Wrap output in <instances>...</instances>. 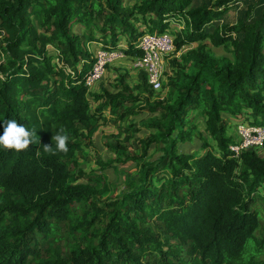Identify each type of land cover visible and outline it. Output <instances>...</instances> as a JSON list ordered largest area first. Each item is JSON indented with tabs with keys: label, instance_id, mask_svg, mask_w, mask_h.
I'll list each match as a JSON object with an SVG mask.
<instances>
[{
	"label": "trees",
	"instance_id": "1",
	"mask_svg": "<svg viewBox=\"0 0 264 264\" xmlns=\"http://www.w3.org/2000/svg\"><path fill=\"white\" fill-rule=\"evenodd\" d=\"M235 1L0 0V122L14 119L38 139L24 150L0 149V264H264L263 219L252 209L264 203V156H236L225 117L264 124V11L251 17L250 7L237 23L210 29ZM172 20L183 25L176 51L198 45L174 59L164 99L145 95L143 70L133 87L89 91L85 77L97 58L88 43L114 49L126 38L123 53L142 57L139 39L166 32ZM92 97L104 98L98 109ZM106 107L115 121L156 112L145 124L157 132L138 139L140 156L108 141L116 157L98 159L101 170L147 158L153 144H163V155L137 163V173L123 170L121 194L100 204L98 194L113 184L106 173L95 177L101 189L78 182L77 156L93 144ZM198 117L200 135L216 149L205 142V153L182 152ZM59 129L68 151L45 152Z\"/></svg>",
	"mask_w": 264,
	"mask_h": 264
},
{
	"label": "rangeland",
	"instance_id": "2",
	"mask_svg": "<svg viewBox=\"0 0 264 264\" xmlns=\"http://www.w3.org/2000/svg\"><path fill=\"white\" fill-rule=\"evenodd\" d=\"M132 4L134 3V0H129ZM216 0H193L194 6H200L203 3H214ZM252 7L251 11V17L258 16L261 17L263 11H264V0H237L234 3L230 4L227 11L220 17L215 19V22L210 26V29H213V27H216L217 25L222 24H235L238 22V20L241 17L246 18L248 9ZM170 29L166 32H163V34L158 35L161 39H167L168 42H172V49L168 55H166L163 58V65L165 68L164 73V84L161 90L156 91L152 90L151 88H148V90L145 91V95L151 96V100H162L168 95V89H169V78L172 75L174 71V59L180 58L181 54L187 52L190 49L196 48L198 45L197 43L189 44L183 47L182 50L176 51V46L174 43V32H178L183 28L182 23L172 20L171 21ZM80 25L75 26L76 29L80 30L82 32V29L79 28ZM139 28L146 29L145 25L141 24L138 26ZM95 33H97L98 36L100 34L97 32L96 29H94ZM149 33V32H147ZM146 34V33H145ZM123 37L120 36V39ZM210 48L213 49L217 55H225L228 57H232V53H229L226 51V49L222 47H214L210 42L206 41ZM89 49L92 52V54H95L94 57H96L98 60H101L103 62L102 70L100 71L99 75L97 77H92L90 73L86 75V83L89 86V91L91 93H103L106 86H110L111 88H114V90L118 91L119 87L118 85L122 86L123 83L126 85H136L138 84V78L137 74L140 71V67L136 65V58L134 65H132V59L131 57H126V55L122 51V46L127 48V42L126 38H123L120 40L116 48H112L111 45H108L106 47H100L99 43L92 42L88 43ZM175 48V49H174ZM50 54H55L56 51L52 46L48 47ZM175 50V51H174ZM100 52L105 53L107 55H103L101 58L98 57ZM99 53V54H98ZM133 59V60H134ZM56 62V59H54ZM135 80L137 81L135 83ZM121 81V82H120ZM135 83V84H134ZM132 86V87H133ZM131 87V86H130ZM137 94V92H135ZM104 98L96 100L95 98L90 99L91 109L95 110L98 109L99 105L103 102ZM103 116L106 117V121L101 122V126L99 127L96 136L94 137L93 144L89 148H85V150L82 153H79L77 156V161L80 164L82 172L78 175V182H87L91 183L92 186H94L96 189H101L103 182H95L96 176H101L102 174L106 173L108 177V181H110L113 186L112 191H108L105 194H98L97 201L98 203H104L106 201L114 200L116 195H120L122 190L125 188V171L129 170L132 173H137L139 171V167H136L137 163L143 164L144 162H147L148 160H154L158 159L161 155H163V144H153L150 147V150L148 151V157L144 158L142 160H138V162H134L133 160H128L124 164H121L117 170H114L112 167H107L105 171L101 170L100 166L97 164L98 159L102 160H108L109 158H115L116 154L112 150L108 148L106 143L108 141L111 142H119L120 145H126V151L125 154L137 155L140 156L143 153L142 147L140 143L138 144V139H146L150 135H153L157 132L156 129H151L149 126L145 123H149L154 120L155 116L158 115L156 112L151 113L147 110L141 112L137 116H131L125 120L122 121H115L116 118L112 117L111 114H109L108 109L104 108L102 112ZM194 114V112L192 113ZM150 115V117H149ZM227 118L228 123V131L229 134L232 135L234 138L240 137L239 127L241 125H244L240 120H234V118H228V116H225ZM194 118L193 116L189 117V120ZM130 127L129 132H125V129H128ZM191 128H195L193 133V138L191 141L183 143L180 146V149L182 152H195L199 151L200 153H205L207 150V147L209 144L211 147L213 146L216 149V145L213 142L212 138L208 135L204 134V137L200 135L203 133L205 129V122L203 118L198 117L195 120V125H191ZM134 131V135L131 137V134ZM126 135L129 136V140L126 142L125 138ZM264 139V138H263ZM262 139V140H263ZM258 138L253 139L250 142V145L257 146L256 150L259 154L264 156V144L260 145L258 144ZM261 140V142H262ZM205 142L208 143L207 147ZM248 142V143H249ZM212 150H214L212 148ZM117 165V163H115ZM119 169V170H118ZM125 170V171H123ZM153 182H156L155 179H153ZM264 194V190L262 192ZM259 208V211L261 213V217L263 219L264 224V203L262 201L257 200L253 204V208ZM263 228L264 226L261 225ZM262 228V230H263ZM68 247V244H65L64 250Z\"/></svg>",
	"mask_w": 264,
	"mask_h": 264
},
{
	"label": "built area",
	"instance_id": "3",
	"mask_svg": "<svg viewBox=\"0 0 264 264\" xmlns=\"http://www.w3.org/2000/svg\"><path fill=\"white\" fill-rule=\"evenodd\" d=\"M163 33H146L139 39V47L144 52L142 57L136 58V65L147 74V83L152 90L159 91L164 84V65L163 58L168 55L172 49V42L167 39H161L158 35ZM103 47L102 45L100 46ZM175 49V48H174ZM175 51V50H174ZM99 54V53H98ZM107 55L100 52L98 57ZM103 62L96 61L93 68L89 71L91 78L97 77L102 70ZM88 73V74H89ZM240 137L236 138V143L230 146V149L236 156H239L243 151L249 149H257L258 147L250 145L253 139H259L258 144H264V124L263 125H241L239 127ZM263 139V140H262ZM251 140V141H250ZM262 140V142H261ZM250 141V142H249ZM249 142V143H248Z\"/></svg>",
	"mask_w": 264,
	"mask_h": 264
},
{
	"label": "clouds",
	"instance_id": "4",
	"mask_svg": "<svg viewBox=\"0 0 264 264\" xmlns=\"http://www.w3.org/2000/svg\"><path fill=\"white\" fill-rule=\"evenodd\" d=\"M0 149H13L16 151L26 149L30 144L38 143L37 136L33 129L26 128L18 124L14 119H8L0 122ZM68 135L63 129L57 130L51 138V145H44L42 148L45 152L52 151L55 153H66Z\"/></svg>",
	"mask_w": 264,
	"mask_h": 264
},
{
	"label": "crops",
	"instance_id": "5",
	"mask_svg": "<svg viewBox=\"0 0 264 264\" xmlns=\"http://www.w3.org/2000/svg\"><path fill=\"white\" fill-rule=\"evenodd\" d=\"M99 46H101V44H99ZM123 48H125V47H123L122 46V49ZM94 56H95V54H93ZM126 57H131V56H127L126 55ZM131 59H132V65H134V62H135V59H134V57H131ZM134 59V60H133ZM137 78H138V74H137ZM137 81L135 80V83H136ZM134 83V84H135ZM131 87L133 86V85H130ZM106 90H108V91H111L112 93H114V92H116V90H114V88H111L110 86H106V88H105ZM99 93V92H98ZM103 101V100H102ZM107 109H108V112H109V114H110V108L109 107H106ZM150 116V115H149ZM106 118V117H105ZM229 118V117H228ZM235 120V119H234ZM96 134H97V132L95 133V135H94V137L96 136ZM94 137H93V140H94Z\"/></svg>",
	"mask_w": 264,
	"mask_h": 264
}]
</instances>
